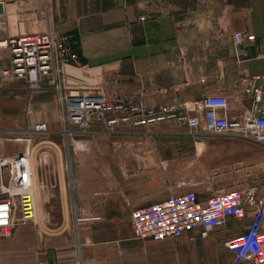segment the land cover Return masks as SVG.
Returning <instances> with one entry per match:
<instances>
[{"label":"crops","instance_id":"0c3cea01","mask_svg":"<svg viewBox=\"0 0 264 264\" xmlns=\"http://www.w3.org/2000/svg\"><path fill=\"white\" fill-rule=\"evenodd\" d=\"M0 3V38L49 32L76 54L61 65L58 88L46 79L39 89L21 79L0 81V131L26 132L44 123L46 131L60 133L64 97L77 94L146 106L223 95L234 120L251 108L242 78L264 74V0ZM236 31L254 37L235 43ZM8 65V52L0 49V70ZM173 125L153 131L159 135L99 125L86 132L71 159L73 223L67 207L62 221L46 218L48 201L37 186L40 164L29 153L39 206L34 221L19 222L11 237H0L1 264H230L223 242L245 230L254 204L246 201L243 219L228 217L193 239L190 233L160 241L136 237L131 212L185 190L207 199L237 188L264 200V143L234 132L193 135ZM5 147L0 144L1 157L21 152Z\"/></svg>","mask_w":264,"mask_h":264},{"label":"built area","instance_id":"2783aa9c","mask_svg":"<svg viewBox=\"0 0 264 264\" xmlns=\"http://www.w3.org/2000/svg\"><path fill=\"white\" fill-rule=\"evenodd\" d=\"M253 37L240 31L233 33L235 43ZM0 49L9 55L8 67L0 70V81L21 79L31 89L42 88L44 79L46 85L58 88L61 65L76 59V54H68L66 45L49 32L0 38ZM242 81L247 84L245 91L251 99V108L238 119L232 120L226 114L228 99L223 95L206 96L194 103L146 106L139 100L77 94L64 97L63 130L69 138L73 134L72 125L82 132L99 125L109 132L150 133L163 124H175L193 135L202 131L234 132L264 143V74ZM46 130L44 123H38L26 140L30 143L33 133ZM33 173L28 146L12 156L0 157V237H11L19 222L34 221ZM246 201L254 204L255 210L245 230L223 244L232 253L230 264H264V200H256L237 188L217 192L207 199L199 198L192 190L169 195L134 209L131 223L136 237L143 239H179L188 233L191 239L206 237L228 217L243 219Z\"/></svg>","mask_w":264,"mask_h":264},{"label":"rangeland","instance_id":"374dc122","mask_svg":"<svg viewBox=\"0 0 264 264\" xmlns=\"http://www.w3.org/2000/svg\"><path fill=\"white\" fill-rule=\"evenodd\" d=\"M96 127L99 126L96 125ZM175 128L176 126L173 125L164 127L163 129L156 128L155 130H170ZM71 129L73 134L69 138L66 137L64 130L56 134L45 131L32 134L30 143L26 139L30 137V131L32 129L26 132L0 131V144L6 145L4 148L5 152L6 150L15 151L16 149L17 151H23L28 146L31 157L35 159V163L40 164L37 186H41L44 189V195L46 201H48L45 207V216L51 222L54 220L57 222L62 221L64 218V208L66 207L70 210V220L72 223L75 221V177L73 175L71 159L75 151H77L75 147L79 145L81 148L80 141L85 140L87 133L82 132L75 125H72ZM153 134L159 135V133ZM2 157L9 156L4 155ZM1 196L2 194L0 192ZM35 203L37 208L39 206L37 194ZM174 242L179 243L180 241L176 240ZM195 248L197 249L198 246L196 245ZM200 263L207 264V261L205 259L204 262L201 261ZM211 263H213L212 258Z\"/></svg>","mask_w":264,"mask_h":264},{"label":"water","instance_id":"95a60500","mask_svg":"<svg viewBox=\"0 0 264 264\" xmlns=\"http://www.w3.org/2000/svg\"><path fill=\"white\" fill-rule=\"evenodd\" d=\"M2 11V4L0 3V12Z\"/></svg>","mask_w":264,"mask_h":264}]
</instances>
